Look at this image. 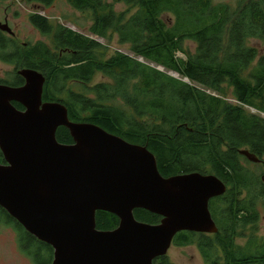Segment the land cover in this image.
Instances as JSON below:
<instances>
[{"label": "trees", "instance_id": "16d2710c", "mask_svg": "<svg viewBox=\"0 0 264 264\" xmlns=\"http://www.w3.org/2000/svg\"><path fill=\"white\" fill-rule=\"evenodd\" d=\"M24 1L44 7L55 2ZM66 1L92 15L93 36L117 35L132 56L116 53L105 59L97 40L31 14L30 23L51 44L23 46L0 34V61L15 68L0 84L23 86L18 72L37 71L46 80L43 102L63 104L74 123L96 125L146 147L164 178L215 175L227 186L223 196L209 203L218 232H180L172 245H195L205 264H264V238L247 233L256 229L258 206L264 205V55L248 45L264 39V0H240L236 8L213 0ZM114 3L136 11L117 13ZM186 42L196 45L194 53ZM98 74L106 81L92 84ZM224 87L231 89L237 105L220 97ZM57 140L73 144L66 128L58 129ZM241 151L260 163L250 162ZM134 217L150 225L162 220L145 210H135ZM2 225L15 230L22 253L33 264L53 263L54 250L0 208ZM96 225L114 231L119 219L97 212ZM239 239L247 241L239 244ZM153 264L173 263L163 256Z\"/></svg>", "mask_w": 264, "mask_h": 264}, {"label": "water", "instance_id": "95a60500", "mask_svg": "<svg viewBox=\"0 0 264 264\" xmlns=\"http://www.w3.org/2000/svg\"><path fill=\"white\" fill-rule=\"evenodd\" d=\"M1 29L12 33L8 26ZM19 76L25 81L20 88L0 84L6 163L0 165V208L54 250L52 264H153L167 256L180 232H218L209 203L227 191L219 178H164L146 147L96 125L74 123L63 104L43 102L41 73L26 69ZM59 128L69 131L73 144L58 142ZM240 155L260 163L248 151ZM135 210L162 220L139 222ZM97 212L116 216L118 228L98 230Z\"/></svg>", "mask_w": 264, "mask_h": 264}, {"label": "rangeland", "instance_id": "374dc122", "mask_svg": "<svg viewBox=\"0 0 264 264\" xmlns=\"http://www.w3.org/2000/svg\"><path fill=\"white\" fill-rule=\"evenodd\" d=\"M239 1L240 0H213L215 4H226L232 8H236ZM108 2L113 3L112 0H108ZM114 9L117 13L126 12L128 15H131L136 11L135 9H130L124 4L115 3ZM31 14L45 16L53 24L63 25L67 28L73 29L75 32L97 40L104 48L102 53L105 59L115 55L116 53H123L132 56L130 48L127 45L120 44L117 35L112 34L107 39H100L93 36L89 31L92 26V15L90 13H82L74 10L66 0H55V2L49 7L27 4L24 0L0 1V23L4 25V21L7 20L10 29L15 34V40L17 43L23 45L42 42L50 45V38L44 37L30 23L29 17ZM164 18L171 21V17L168 15ZM248 45L256 48L260 56L264 55V39L251 40ZM185 47L192 53L195 52L196 45L194 43L186 42ZM178 57L184 58L182 54H178ZM12 70L13 68L11 65L0 61V80L7 79L8 75L12 73ZM176 78H178V76ZM103 81H106V79L102 75L98 74L92 84H97ZM220 97L226 103L237 105L231 89L227 87H224L223 94H221ZM242 163L252 170H258L255 167L247 165L243 161ZM261 169H263L264 172V167L262 165ZM258 174H261V171L258 170ZM258 212L259 219L254 227L256 229L252 230L253 228H248L247 233L254 231L255 236L263 239L264 205L258 206ZM246 241L247 239H239L238 243L244 244ZM167 256L173 264H205L204 259L195 245L187 247H176L172 245ZM0 264H33L31 260L22 253L15 230L5 225L0 226Z\"/></svg>", "mask_w": 264, "mask_h": 264}, {"label": "flooded vegetation", "instance_id": "af4514ba", "mask_svg": "<svg viewBox=\"0 0 264 264\" xmlns=\"http://www.w3.org/2000/svg\"><path fill=\"white\" fill-rule=\"evenodd\" d=\"M1 1V0H0ZM2 23H0V34H2V35H5L6 37H9V38H11L12 40H14V41H16L15 40V34L13 33V31L10 29V27H9V25H8V23H7V20H5L4 21V25L2 24ZM4 26H8V28L11 30V32L12 33H8V32H6V31H4V30H2L1 29V27H4ZM23 46H26V44H23ZM12 68H13V70H12V73L14 72V67L12 66ZM11 73V74H12ZM18 76H19V72H18ZM19 77H21V76H19ZM22 78V77H21ZM23 79V78H22ZM24 80V79H23ZM24 84H25V81H24ZM1 85H4V84H1ZM8 86V85H7ZM24 86V85H23ZM20 87H22V86H20ZM20 87H15V88H20ZM17 105V104H16ZM14 106H15V104H14ZM22 108V107H21ZM19 110V109H18ZM21 111V110H20ZM0 153L2 154V152H1V150H0ZM2 156H3V154H2ZM3 159H4V157H3ZM6 163H5V160H4V163L3 164H0V165H5Z\"/></svg>", "mask_w": 264, "mask_h": 264}]
</instances>
